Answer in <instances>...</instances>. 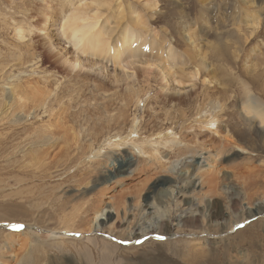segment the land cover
Masks as SVG:
<instances>
[{
  "label": "rangeland",
  "instance_id": "1",
  "mask_svg": "<svg viewBox=\"0 0 264 264\" xmlns=\"http://www.w3.org/2000/svg\"><path fill=\"white\" fill-rule=\"evenodd\" d=\"M206 1L212 13L221 3ZM201 6L199 0H0V253H6L0 264H102L106 241L118 249L110 246V264H193L197 255L182 249L193 237L207 262L264 264V237L250 241V234L264 236L257 224L264 225V209L256 211L264 206V138L234 119L246 85L264 98V45L238 33L237 5L225 28L211 30L200 27L207 15ZM76 10L100 12L98 21L84 24L97 22L95 33L109 44L128 26L138 27V39L119 61L114 48L103 55L81 50L65 25ZM19 94L34 106L30 113L11 109ZM213 107L227 111L219 133L194 125ZM133 124L137 144L167 138L145 144L143 156L129 145L98 153L105 139L117 135L119 142ZM51 137L56 143L47 148ZM125 160L129 166L117 173ZM188 168L195 186L187 188ZM228 193L237 195V207ZM188 203L202 211L195 231L212 234L177 233L170 215ZM94 204L100 212L89 211ZM148 214L147 226L154 215L170 223L168 237L134 235Z\"/></svg>",
  "mask_w": 264,
  "mask_h": 264
},
{
  "label": "bare ground",
  "instance_id": "2",
  "mask_svg": "<svg viewBox=\"0 0 264 264\" xmlns=\"http://www.w3.org/2000/svg\"><path fill=\"white\" fill-rule=\"evenodd\" d=\"M61 1V0H60ZM121 1V0H120ZM200 3L202 4V9L203 11L207 13V15H204L202 16V20H199L200 23L202 25H200V27L202 28H208L209 27V30H211L214 26H217L218 28H222L223 27V24H224V19L227 17V15H230L231 13L230 10L233 11L234 8H231L232 6H238L237 8V11L235 10L236 13H233V18H234V21H235V25L237 26L236 29L238 31V33L240 34H244L245 32H249L250 33V40L252 41H258L260 44H263L264 45V0H221V3L219 5H217L218 7H213L212 5V9H213V13L212 11H209V4L212 3L211 2H208L206 0H199ZM154 3V1H152ZM231 2V3H230ZM74 3V2H73ZM120 3V2H119ZM125 3V2H124ZM147 4V3H146ZM217 4V3H216ZM119 5V4H118ZM121 6H123V4H121ZM209 6V7H208ZM245 6V7H243ZM247 6V8H246ZM82 7V6H81ZM120 7V5H119ZM228 7V8H227ZM79 8V7H78ZM122 7H120L121 9ZM220 9V10H219ZM85 10V9H84ZM88 11V9H86ZM78 11V12H76ZM75 13H72L68 18H67V21L65 23L66 25V30L69 31V37H70V40L71 42L74 44V46L78 47L79 49L83 50L85 48H90L93 50V48H97L99 49V52L100 54H110L112 52V49L114 48V55L112 56V59L116 60V61H119L120 58L122 57V55L124 53H126V51L128 49H131L132 48V44H133V41H136L138 38L136 36V29L138 28H135V27H131V26H128L126 28L125 31H123L120 35V37H118V39L116 38V40L114 41V43L112 44L111 40V44H109L108 41H103L105 39H102L100 37V35H97L95 32H99V30L97 31V28H98V23H88V24H84L88 21H98V19L101 17L100 12H98V10H96L97 12L94 13L93 15H90L89 13H87V11L85 12H81L79 10H76ZM120 11V10H119ZM200 11H202L200 9ZM199 11V12H200ZM234 12V11H233ZM99 13V14H98ZM125 14V13H124ZM100 17H99V16ZM200 16V14H199ZM230 17V16H229ZM198 19V18H197ZM187 20V19H186ZM229 20V19H228ZM242 20V21H241ZM139 21V20H138ZM198 21V22H199ZM231 22V21H230ZM233 22V21H232ZM197 23V22H195ZM226 23V22H225ZM228 23V22H227ZM226 23V25H228ZM130 24V23H128ZM127 24V25H128ZM132 24V22H131ZM130 24V25H131ZM232 24V23H230ZM243 24V26L241 25ZM225 25V26H226ZM234 25V26H235ZM133 26V25H132ZM197 26V25H196ZM233 26V27H234ZM199 27V26H198ZM193 29V27H191ZM225 28V27H223ZM232 28V27H231ZM21 29V27H20ZM141 29V28H140ZM214 29V28H213ZM217 29V28H216ZM215 29V30H216ZM19 30V29H18ZM17 30V31H18ZM143 30V29H142ZM218 30V29H217ZM231 30V29H230ZM229 30V31H230ZM23 31V30H22ZM22 31H19V35L22 36L23 35V32ZM141 31V30H139ZM137 30V32H139ZM190 31V30H189ZM196 31V30H195ZM101 32V31H100ZM111 32V31H110ZM194 32V31H193ZM185 33V31H184ZM246 33V34H247ZM112 34V33H111ZM194 34V33H193ZM216 34V33H215ZM219 34V33H218ZM245 35V34H244ZM25 35H23L24 37ZM182 36V35H181ZM207 36V35H206ZM248 36V34L246 35ZM200 37V36H198ZM204 37V36H203ZM113 38V37H112ZM188 38L190 39L191 37L188 36ZM206 38V37H205ZM198 39V38H197ZM203 39V38H202ZM218 39V38H217ZM109 40V38H108ZM113 40V39H112ZM185 40V39H184ZM191 41V40H190ZM189 41V42H190ZM193 41V40H192ZM132 43V44H131ZM212 43V42H211ZM221 44V43H220ZM121 45V47L119 48V46ZM216 45V44H215ZM254 46V45H253ZM251 48V47H250ZM256 49V47H253ZM127 49V50H126ZM209 49V48H208ZM94 51V50H93ZM196 51V50H195ZM198 51V50H197ZM255 51V50H254ZM204 53V52H203ZM251 54V53H250ZM42 59V58H41ZM150 61V60H149ZM133 62V61H132ZM151 62V61H150ZM39 65V64H38ZM44 67V66H43ZM198 70V69H197ZM200 70V69H199ZM200 72V71H199ZM198 72V73H199ZM204 72V71H203ZM201 73V72H200ZM209 79V78H208ZM6 88V87H5ZM245 97L244 98H239L238 97V101L239 103H241V107L239 109V113H238V117H235L234 115V119L236 118L237 121L239 122H242L243 125H245L247 128H250V130H254L258 133V135H260V137L264 138V98L262 96H259L255 93H253L251 90H250V87L248 85L245 86ZM235 92V91H234ZM30 98V97H29ZM34 98V97H33ZM235 100H237L235 97H234ZM23 96L22 95H18L17 96V99L14 100V105L12 104V107L11 109H16L17 107H19L20 110H22V112L24 113H30V110L34 107L33 105H31L32 103L28 104L26 103V100L23 102ZM29 101V100H28ZM31 101V100H30ZM231 101V100H230ZM237 101V103H238ZM232 102V101H231ZM234 104V103H233ZM235 105V104H234ZM229 107V106H228ZM228 109V108H227ZM230 109H231V106H230ZM227 112V111H226ZM225 109L222 108V107H213L211 109V111H208L206 114L207 115H202L200 116L199 119L195 120L194 121V125L196 124H199V127L203 130H208L211 132H213V130L215 131V133H219V122H220V117L223 116L225 113ZM230 112H228L229 114ZM30 115V114H29ZM232 114L230 113L229 116H231ZM203 118V119H202ZM230 118V117H229ZM230 121H233V118L231 117L230 118ZM228 124V123H227ZM134 125V124H133ZM134 127L133 128V131L131 130V133L126 137V138H120L119 139V142H113V139L114 138H117L119 136H111V137H108L107 139H105V143H107L106 145H103L98 153H101V149H104V148H109V147H114V148H118L120 146H126V145H129L132 147V149L134 150H137L139 152V154H142L145 155L147 154L146 151L143 149V146L145 144H159L161 145L163 141V139L167 138V137H164V138H161L160 137V142H148V140L146 142H142V143H139L137 144L134 139L132 137H130L132 134L134 133H138L139 132L137 131V127L136 125L132 126ZM235 131V130H234ZM253 131V132H254ZM249 132V131H248ZM234 134V133H233ZM228 139H226L231 145L235 144L236 141L232 142L230 139H229V136H227ZM224 138V137H223ZM225 140V139H224ZM53 141V142H52ZM226 141V142H227ZM55 141L54 139L51 137L49 138L47 141H46V144H47V148H51L55 145ZM179 143V142H177ZM182 143V142H180ZM236 145V144H235ZM20 147V146H19ZM32 148V147H31ZM30 148V149H31ZM25 149V148H24ZM29 149V148H28ZM107 150V149H106ZM244 150V149H243ZM19 151V149H18ZM40 152V150H39ZM45 152V150L43 151ZM157 153V151H156ZM11 154V153H10ZM97 154V153H96ZM98 156V154H97ZM95 157V155H94ZM96 158V157H95ZM115 159V158H114ZM118 159H116L117 161ZM94 163V162H93ZM123 166L119 168V170L117 171V173H121L122 170H124V168L126 166H129V162H123ZM132 164V163H131ZM131 168V167H130ZM186 173H188L187 177L186 178H182V180H186L187 184H186V187H193L195 186V183H194V179H195V173H194V169H189L187 171H185ZM179 173V172H178ZM182 177V176H181ZM185 177V175H184ZM213 180V179H212ZM185 182V183H186ZM179 188V187H178ZM228 189V188H227ZM213 190V189H212ZM228 191V190H227ZM234 191V190H232ZM231 191V192H232ZM230 192V190H229ZM233 193V192H232ZM229 194V193H228ZM151 195V194H150ZM165 195H167L165 193ZM163 195V196H165ZM230 195V194H229ZM233 195V194H232ZM235 195V193H234ZM233 195V196H234ZM231 197L232 199V202L231 204L232 205H235L236 207L238 206L237 204L239 203V201L236 203V198L235 197ZM237 196V195H235ZM166 197V196H165ZM164 197V199H165ZM253 196H250L249 198L251 199ZM167 198V197H166ZM248 198V197H247ZM239 200V199H238ZM98 203V202H97ZM100 203V202H99ZM102 204V203H101ZM263 202L260 204L261 206L257 207L256 211H258V214H260L261 210L264 209V206L262 205ZM186 207L184 209L180 208L178 205H177V210L179 211V214H177L178 212L176 211V213H172L170 215V218L172 219L173 222H176V227L178 229L177 233H184L186 230H191V232L195 235H199L200 233L198 232H201L202 233H209V234H212L211 231L209 230H206V231H195L196 230H200L199 228L201 227V224L204 220H202V211L200 210V207L199 205L195 204V203H188V204H185ZM101 206L100 205H91L90 206V210L89 211H93L95 213H98L100 212L101 210ZM145 214V213H144ZM219 214V213H218ZM79 215V214H78ZM147 216L148 215H143V218L141 219V221L143 220V222L140 221V223H138L139 228H136V230H141L140 232L141 233H136L134 234L135 236H137L139 239H146L148 236L150 235H153V234H157V235H160V236H164L166 237L168 235V232H169V226H170V223L166 220H164L163 218H161L160 216H155L154 215V223L150 224L149 226L148 225V220H147ZM208 218V217H207ZM211 218V216H210ZM245 218V217H244ZM244 218L242 220H244ZM169 219V218H168ZM240 219V217H239ZM246 219V218H245ZM206 221V220H205ZM235 221V220H233ZM139 222V221H138ZM208 222V221H207ZM240 222L239 220H236L234 222V224ZM264 222V221H262ZM242 223V222H241ZM253 223V222H251ZM219 224V223H218ZM239 224V223H238ZM258 226H261L263 227L264 225H262L261 223V220H258L257 222ZM104 225V224H103ZM211 225V224H210ZM217 225V223H216ZM230 225V224H229ZM242 225V224H241ZM120 226V225H119ZM137 226V224H136ZM135 226V227H136ZM146 226V227H144ZM209 226V225H208ZM231 226V225H230ZM236 226V225H235ZM98 227V226H97ZM116 227V226H115ZM118 227V226H117ZM204 227V226H203ZM214 227V226H213ZM171 229V228H170ZM176 229V230H177ZM227 229V228H226ZM233 229V228H232ZM231 229V230H232ZM101 231V230H100ZM110 231V230H109ZM135 231V230H134ZM214 231V230H213ZM116 232V231H115ZM119 232V231H118ZM67 233V232H66ZM170 233V232H169ZM214 233V232H213ZM220 233V232H219ZM25 234V233H23ZM217 234V233H216ZM215 234V235H216ZM243 234V233H242ZM20 235V234H19ZM64 235V234H63ZM68 235V234H67ZM241 235V234H240ZM247 235V234H246ZM251 235V236H250ZM250 241L251 242H256V239L258 238H263L264 236L262 234H258L257 233H253V234H250ZM114 236V235H113ZM156 236V235H155ZM128 237V236H127ZM127 237H125L124 235L122 236H119L118 238L120 239H123L122 241L126 240ZM133 237V236H132ZM168 237V236H167ZM199 237V236H198ZM243 237V236H242ZM131 239V238H130ZM194 239L196 238H192V241H189L187 242V245H191V246H184L182 249L185 251V248L188 249V253H192V254H195L197 255V257L199 258V261H196L194 262L193 264H214L213 262H207L205 260H203L205 257H206V251L204 249L202 250H197V246L199 245L198 241H195ZM243 240V239H242ZM246 240V239H245ZM92 241V240H91ZM105 241V240H104ZM178 241V240H177ZM259 241V240H258ZM174 242V241H173ZM179 242V241H178ZM177 242V243H178ZM244 242V241H243ZM102 243V242H101ZM109 247V251H103L101 253V258L103 260V263L102 264H110V261L113 259L112 258V254H113V248H116L117 249V246L112 244L111 242L109 241H106L105 242ZM152 244H158L155 243V242H151ZM168 243V242H167ZM172 243V241H171ZM161 244V243H160ZM252 244V243H250ZM264 244V243H263ZM102 245V244H101ZM163 245V244H162ZM167 245V244H166ZM110 246H112L113 248H111ZM127 246V245H126ZM165 246V245H164ZM174 246V245H173ZM262 246V245H261ZM157 247V246H156ZM162 247V246H161ZM172 247V246H171ZM263 247V246H262ZM103 248V247H102ZM165 248V247H164ZM163 248V249H164ZM259 248V247H258ZM161 249V250H163ZM201 249V248H200ZM262 249V248H261ZM171 250V248H170ZM228 250V249H227ZM260 250V249H259ZM258 250V251H259ZM164 251V250H163ZM166 251V250H165ZM173 251L175 253H182L181 250H178V248H173ZM172 251V252H173ZM217 251V250H215ZM229 251V250H228ZM257 251V253H258ZM170 252V251H169ZM80 253V252H79ZM124 253V252H123ZM163 253V252H162ZM168 253V252H167ZM174 253V255H175ZM215 253V252H214ZM229 253V252H228ZM6 253H0V258L3 257V255H5ZM157 254V253H156ZM15 255V254H14ZM87 255V254H86ZM164 255V254H163ZM227 255V254H226ZM257 255V254H256ZM259 255V254H258ZM261 255V254H260ZM99 256V257H100ZM167 256V255H166ZM165 256V257H166ZM191 256V255H190ZM16 257V256H15ZM18 257V256H17ZM156 257V256H155ZM158 257V256H157ZM169 257V256H167ZM229 257V256H228ZM231 258V257H230ZM259 258V257H258ZM82 259V258H81ZM124 259V258H123ZM157 260V258H155ZM160 259V258H159ZM217 259V257H216ZM225 259V258H224ZM263 259V258H262ZM23 261V259H21ZM161 260V259H160ZM236 260V259H235ZM0 261H2L0 259ZM87 261V260H85ZM128 261V260H127ZM219 263V262H218ZM217 263V264H218ZM76 264V263H75ZM86 264V263H85ZM89 264V263H88ZM134 264H137V263H134ZM162 264V263H161Z\"/></svg>",
  "mask_w": 264,
  "mask_h": 264
},
{
  "label": "snow or ice",
  "instance_id": "3",
  "mask_svg": "<svg viewBox=\"0 0 264 264\" xmlns=\"http://www.w3.org/2000/svg\"><path fill=\"white\" fill-rule=\"evenodd\" d=\"M22 227V226H21Z\"/></svg>",
  "mask_w": 264,
  "mask_h": 264
}]
</instances>
